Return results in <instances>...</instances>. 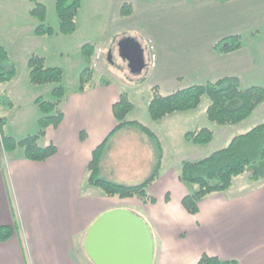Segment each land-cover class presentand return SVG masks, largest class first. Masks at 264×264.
<instances>
[{"label": "rangeland", "instance_id": "obj_1", "mask_svg": "<svg viewBox=\"0 0 264 264\" xmlns=\"http://www.w3.org/2000/svg\"><path fill=\"white\" fill-rule=\"evenodd\" d=\"M56 1L0 0V45L11 58L8 67L13 64L16 70L15 77L1 86L7 97L6 105H0V124L5 137L20 141L37 134L39 120L46 114L36 100L53 99L51 85L30 81L27 62L33 54L44 56L45 66L63 69L67 95L80 88L82 82L115 84L127 92L134 108L126 119L147 126L163 141L166 151L163 175L173 166L181 167V159L198 160L226 146L228 135L222 130L228 131L231 140L252 128L249 124L254 126L264 121L262 103L241 126H219L206 116L207 96L197 109L177 112L159 121L152 120L148 109L155 86L161 94L168 95L214 80L217 73L241 74L244 87L264 86V0H80L76 29L70 34L61 31ZM37 2L44 4L45 10L33 14ZM125 4L131 5L132 11L121 17ZM42 24L50 26L53 32L44 28L41 34H36L35 28ZM233 31L241 34L245 50L212 60L211 41ZM126 37L137 39L144 49L146 66L141 73H133L120 54L119 43ZM85 46L94 47L92 56L85 55ZM10 101L13 105H8ZM202 127L216 132L211 143L198 145L186 138L187 132ZM135 129L138 134L133 132ZM112 135L101 150L111 165L109 171L104 169L105 176L128 185L144 182L157 161L153 157L154 149L148 147L151 141L156 148L154 141L134 125L122 126ZM12 153L4 149L0 139V164L5 165L12 156L23 153V148ZM159 177L148 187V193L154 195L159 190L161 184H155ZM187 185L189 191L193 190V185ZM127 206L138 216L145 214L137 204ZM82 258L86 264H93L85 253Z\"/></svg>", "mask_w": 264, "mask_h": 264}, {"label": "crops", "instance_id": "obj_2", "mask_svg": "<svg viewBox=\"0 0 264 264\" xmlns=\"http://www.w3.org/2000/svg\"><path fill=\"white\" fill-rule=\"evenodd\" d=\"M231 34L237 33L228 35ZM219 39L210 43L212 60L245 50L243 45L219 54L213 49ZM220 77L223 76L217 73L214 80ZM121 92L119 86L106 83L78 88L68 94L63 120L49 126L41 138L42 145H56V154L34 161L21 153L12 156L7 164H0V225L11 226L16 221L20 225L18 233L0 243V264H86L82 254L87 256L84 240L91 224L105 211L129 209L128 204H137L145 211L140 215L150 224L156 241L154 264H198L205 253L236 259L239 264H264V162L256 167L258 179L250 175L257 170L248 169L235 177L228 190L205 196L196 214H190L182 205L190 189L179 178L181 167L173 166L163 175L164 157L155 183L161 184L154 192L155 203H143L135 197L106 196L89 184L88 166L94 151L101 145L103 151L116 131L113 106ZM133 132L138 134L137 129ZM222 132L228 135V144V131ZM159 141L166 152L163 141ZM148 147L154 149L153 157L157 156L151 141ZM102 151L100 176L107 178L104 169L109 171L111 165ZM184 160L187 158L181 163ZM152 188L154 191L155 185Z\"/></svg>", "mask_w": 264, "mask_h": 264}, {"label": "trees", "instance_id": "obj_3", "mask_svg": "<svg viewBox=\"0 0 264 264\" xmlns=\"http://www.w3.org/2000/svg\"><path fill=\"white\" fill-rule=\"evenodd\" d=\"M38 1V0H32ZM80 5V0H57L56 7L60 18L61 31L70 34L76 29V15ZM45 5L37 2L31 12L36 14L44 11ZM122 16L130 15L131 5L125 4L121 8ZM47 28L49 33L53 29L48 25H39L35 28L36 34H41ZM243 46L241 34L227 35L213 45L217 53H228ZM85 55L92 56L94 47H84ZM91 48V50H90ZM90 50V51H89ZM87 56V57H88ZM11 58L0 45V105H6L7 97L3 95L2 83L10 82L16 75L15 66L8 67ZM7 64V65H6ZM7 68H5V66ZM29 68L30 81L34 84L51 85L50 101L40 102L43 112L46 114L40 118V130L35 135L17 141L13 137H5L0 124L1 140L4 149L15 152L19 147L23 148V157L34 161H44L57 152L55 144L42 145L39 143L42 137L47 134L49 126L58 125L64 118L63 105L68 98L67 90L63 83L64 71L60 67L45 66V57L33 54L27 62ZM10 66V65H9ZM89 71L88 69H85ZM85 76V77H84ZM83 79H86L84 74ZM84 82L80 89L84 87ZM204 96L209 98L206 108L207 118L222 127L239 125L247 120L255 110L264 103V86L252 85L244 87L239 76L226 75L215 80H207L205 83L193 84L185 88L163 95L159 88H153V96L149 102V114L154 121H159L177 112H184L197 109ZM8 105H13L10 101ZM134 104L130 100L128 93L122 91L119 100L113 106V112L117 120L115 130L122 126L134 125L143 133L147 134L154 141L157 150L156 163L150 176L142 183L128 185L118 183L100 176V153L103 145L98 147L88 166V182L90 185L98 187L106 196H116L119 198H138L143 203H155L156 196L148 193V187L160 175L163 160V149L156 134L147 126L136 120L126 119L133 110ZM216 132L209 127H202L195 131L186 133V138L198 145L211 143ZM264 162V121L253 128L234 136L230 142L215 150L210 155L198 160H184L179 173L180 180L193 185V190L189 191L182 199V205L190 214L199 212V203L207 195L228 190L235 177L244 174L248 168L257 170V166ZM252 179H258V170L252 173ZM170 195H167V199ZM20 231V225L16 221L15 225H0V243L4 242ZM198 264H239L236 259H222L218 256L203 254Z\"/></svg>", "mask_w": 264, "mask_h": 264}, {"label": "water", "instance_id": "obj_4", "mask_svg": "<svg viewBox=\"0 0 264 264\" xmlns=\"http://www.w3.org/2000/svg\"><path fill=\"white\" fill-rule=\"evenodd\" d=\"M119 51L133 73L144 70V49L137 39H122ZM84 248L94 264H154L156 241L144 218L129 209L116 208L105 211L91 224Z\"/></svg>", "mask_w": 264, "mask_h": 264}]
</instances>
